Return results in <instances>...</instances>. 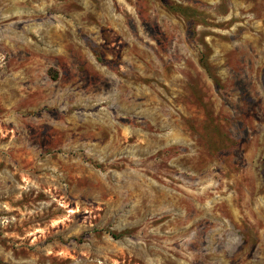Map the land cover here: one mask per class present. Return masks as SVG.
<instances>
[{
    "label": "rangeland",
    "instance_id": "obj_1",
    "mask_svg": "<svg viewBox=\"0 0 264 264\" xmlns=\"http://www.w3.org/2000/svg\"><path fill=\"white\" fill-rule=\"evenodd\" d=\"M0 264H264V0H0Z\"/></svg>",
    "mask_w": 264,
    "mask_h": 264
},
{
    "label": "trees",
    "instance_id": "obj_2",
    "mask_svg": "<svg viewBox=\"0 0 264 264\" xmlns=\"http://www.w3.org/2000/svg\"><path fill=\"white\" fill-rule=\"evenodd\" d=\"M202 64H203V66L205 67V68H207V64H206V62L202 59Z\"/></svg>",
    "mask_w": 264,
    "mask_h": 264
}]
</instances>
